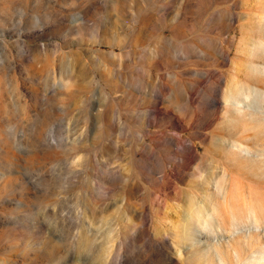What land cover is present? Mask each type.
Masks as SVG:
<instances>
[{
    "label": "rangeland",
    "instance_id": "374dc122",
    "mask_svg": "<svg viewBox=\"0 0 264 264\" xmlns=\"http://www.w3.org/2000/svg\"><path fill=\"white\" fill-rule=\"evenodd\" d=\"M263 97L264 0H0V264H250Z\"/></svg>",
    "mask_w": 264,
    "mask_h": 264
},
{
    "label": "bare ground",
    "instance_id": "6f19581e",
    "mask_svg": "<svg viewBox=\"0 0 264 264\" xmlns=\"http://www.w3.org/2000/svg\"><path fill=\"white\" fill-rule=\"evenodd\" d=\"M234 89H235V87L231 86V88L228 90V94L226 97L227 101H231V102L237 101L236 100V94L234 93L235 92ZM247 107H251L250 109L254 108L253 106H248V105H247ZM218 187L220 190H222L223 185L218 183ZM256 194H257V199H256L257 203L264 207V196L258 197L259 194L257 191H256ZM228 195H230V194L225 193L224 198L227 202V207L229 208V211H230L229 218L226 220L223 216H220V221L225 225V228H226V230H228L229 233H233L234 230H236L235 227L238 228V224L240 222L238 220V218L241 216L239 214L237 215V213H236L238 209H235V206H233L234 201H231V202L228 201ZM254 204H255L254 201L250 204V209H248V211L251 214L247 215V216L252 218L253 222L256 224L255 225L256 227H259L260 226L259 223L261 222L260 211L258 210L257 206H254ZM257 237H258L257 242L249 240V242L247 244V248L250 250V256H249L250 264H264V246L261 249L259 248L258 244H260V242H259V239L261 238L260 234ZM240 239H244V237H240ZM229 245H230V247H229L230 252L231 253L235 252L238 259L240 261H242L244 259V257H243V250H242L243 245L241 243V240L237 241L236 243L230 242ZM212 246H213V244H212ZM219 250L221 252V255H219L221 261L223 263L227 264L228 263L227 253L225 254L223 250H221V249H219Z\"/></svg>",
    "mask_w": 264,
    "mask_h": 264
}]
</instances>
